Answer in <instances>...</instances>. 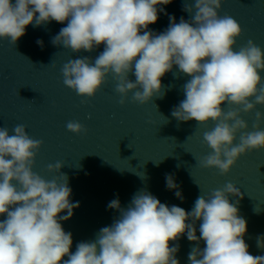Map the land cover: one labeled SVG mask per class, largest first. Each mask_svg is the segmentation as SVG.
Segmentation results:
<instances>
[{
	"label": "clouds",
	"instance_id": "clouds-1",
	"mask_svg": "<svg viewBox=\"0 0 264 264\" xmlns=\"http://www.w3.org/2000/svg\"><path fill=\"white\" fill-rule=\"evenodd\" d=\"M222 2L184 3L190 19L181 17L177 23L169 15V26L156 33L149 25L165 11L159 6L172 0H0V39L15 45L28 25L56 21L67 24L52 37L55 46L78 53L103 44L94 60L72 58L60 69L64 85L82 103L94 98L109 76L116 81L121 105L129 93L139 104L163 98L161 78L175 66L189 79L182 86L184 99L171 115L177 121L213 125L203 133L210 151L199 164L226 175L242 155L264 149V112L257 108L264 106V49L249 39L236 50L243 29L232 16L219 15ZM36 43L43 47L42 40ZM253 112L255 122L248 130L242 114ZM66 128L75 134L86 131L79 121H68ZM42 145L23 124L11 134L0 127V217H5L0 220V264H180L179 244L170 242L185 234L197 244L188 254L189 264H264V255H251L244 240L247 222L239 215L240 201H230L242 193L232 182L200 194L187 212L143 189L126 208L113 199L107 207L119 216L71 252L72 233L61 221L73 216L79 202L70 200L69 178L60 171L64 163L47 166L50 173H59L51 180L33 170ZM165 179L166 187L183 200L174 177L166 174ZM196 221H201L199 236ZM200 241L205 247H199ZM257 247L264 249V235L257 237Z\"/></svg>",
	"mask_w": 264,
	"mask_h": 264
},
{
	"label": "water",
	"instance_id": "water-1",
	"mask_svg": "<svg viewBox=\"0 0 264 264\" xmlns=\"http://www.w3.org/2000/svg\"><path fill=\"white\" fill-rule=\"evenodd\" d=\"M193 2L172 0L160 5L165 11L158 14V21L149 25V30L163 32L170 24L169 15L175 16L177 23L181 17L190 19L183 5ZM218 11L220 16H232L243 29L236 50L249 39L264 49V0H223ZM66 24L51 21L39 27L28 25L15 45L0 39V127H7L11 134V129L23 124L31 137L43 140L33 170L45 179L59 175L48 171L49 164L64 163L60 171L69 178L70 200L79 202L73 216L61 221L64 230L72 233L70 251L75 252L79 242L94 240L102 227L110 226L119 216L117 210L107 207L113 199L118 198L126 208L133 195L143 189L161 203L187 212L200 194L207 195L232 182L242 193V198L230 196V201H240L239 215L247 222L244 240L248 250L253 256L264 255V249L257 247V237L264 235V149L242 155L226 175L215 168H202L199 160L210 151L203 133L213 125L205 127L195 120L183 122L172 117V109L184 99L182 86L189 79L175 66L161 78L163 98L139 104L129 93L121 105L116 81L109 76L95 97L82 103V98L64 85L60 69L72 58L88 56L94 60L104 45L78 53L53 45L52 37ZM38 39L43 47L36 43ZM130 79L135 77L130 75ZM257 108L264 112V106ZM242 117L252 130L255 112ZM68 121H79L86 131H68ZM166 174L174 177L183 200L175 196L176 190L166 187ZM200 223H195L197 236ZM174 243L179 244L176 258L180 264H189L188 254L196 242L185 234L170 245ZM199 247H205L203 241Z\"/></svg>",
	"mask_w": 264,
	"mask_h": 264
}]
</instances>
